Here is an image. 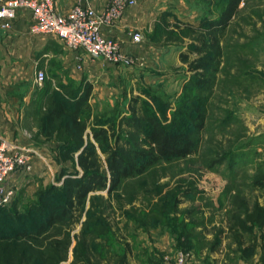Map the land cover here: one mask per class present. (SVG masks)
Wrapping results in <instances>:
<instances>
[{"label":"rangeland","instance_id":"obj_1","mask_svg":"<svg viewBox=\"0 0 264 264\" xmlns=\"http://www.w3.org/2000/svg\"><path fill=\"white\" fill-rule=\"evenodd\" d=\"M154 1V8L163 10L150 38L181 52L177 66L152 73L132 57L125 73L114 74L108 66L94 83L71 71L57 76L52 69L43 70L42 83L35 79L39 70L15 82L16 89L29 92L22 128L41 157L29 171L10 178L13 200L0 211V238L12 243L9 236L24 224L18 221L45 192L54 190L51 196L61 204L65 181L83 173L77 164L81 150L67 158L62 154V143L71 140L64 130L39 135L35 113L46 104L41 88L74 97L90 84L81 112L83 147L94 146L107 186L90 192L82 208L72 211L73 219L65 218L48 233L52 240H69L59 264H73L80 255L78 250L75 254L77 243L88 248L89 264H117L124 250L127 264H170L179 253L187 256V264H264V233L237 226L255 204L264 205V0H241L238 13L219 34L220 56L216 68L207 72L209 87L196 84L190 67L199 58L198 38L218 19L225 0ZM115 66L117 71L120 65ZM202 97L203 128L196 132L193 106ZM152 116L170 133L190 136L194 154L160 161L110 190L106 154L93 139V129L109 128L112 146L121 137L145 147Z\"/></svg>","mask_w":264,"mask_h":264},{"label":"trees","instance_id":"obj_2","mask_svg":"<svg viewBox=\"0 0 264 264\" xmlns=\"http://www.w3.org/2000/svg\"><path fill=\"white\" fill-rule=\"evenodd\" d=\"M240 2L241 0H225L218 19L210 21L206 33L198 38L200 47L195 51L199 58L190 67L197 74V77H193L196 78V84L209 87L210 79L207 77V72L210 73L214 67L216 68L220 56L218 36L238 13ZM157 30L158 27L153 30V34ZM215 50L216 52L213 53ZM44 87L39 93L46 104H39L35 113L39 123V135L48 136L53 131L64 130L71 140L62 141V154L64 158H67L71 153L81 150L77 157V164L83 173L80 178L65 181L62 191L63 203H57L53 199L51 195L54 190L45 192L38 204L27 212V216L21 217L22 221H18L24 224L16 228L14 233H10V240H14L12 243L5 242L9 238H0V264H59L65 258L69 240L66 238L63 241H55L47 238L48 233L57 224H62L65 218H72V211L82 208L90 192L107 186V177L98 170L96 164L94 146L88 144L83 147L82 135L86 130V123L81 112L87 106L91 85L86 84L83 88L76 90L77 94L74 97L63 90L59 91L55 88L50 90ZM196 101L198 104L196 102L197 105L193 106V112L197 115L195 125L197 132L203 128L205 115L203 107L206 98H196ZM147 123L145 147L133 146L132 141L121 137L114 139L115 146H112L109 144V128L93 129V139L100 151L106 154L107 171L111 182L110 190L118 188L123 180L143 175L160 161L182 159L194 154L196 143L190 136L181 132L170 133L169 128L153 116L147 118ZM260 184L264 186V183ZM2 209L5 207L0 208V211ZM237 226L243 231L256 227L264 233V205L255 204L246 218ZM75 248V254L78 250L80 255L74 257L73 264H80L81 261L89 264L88 248L80 243H77ZM126 261L124 250L117 264H127Z\"/></svg>","mask_w":264,"mask_h":264},{"label":"crops","instance_id":"obj_3","mask_svg":"<svg viewBox=\"0 0 264 264\" xmlns=\"http://www.w3.org/2000/svg\"><path fill=\"white\" fill-rule=\"evenodd\" d=\"M6 0H0V4ZM110 0H89L95 11H103ZM160 0H156L157 2ZM76 0H54L60 14H67ZM154 0H138V4L129 8L121 20L113 27L104 30L105 37L117 42L122 52L133 57L137 63H143L147 71L158 73L160 69L177 66L181 52L173 44L151 40L155 24L163 8H154ZM30 12L21 11L8 31L0 30V134L15 140L22 147L38 153L27 132L22 128L24 107L29 92L15 88V82L22 78L33 77L36 70H51L57 76L73 73L74 77H86L96 82L108 66L114 74L125 73V65L116 66L102 60L90 59L81 51H70L54 36L34 35L30 32ZM131 33L141 35L140 43H132ZM78 71H77V70ZM17 94H14V93ZM20 92V93H19ZM21 98V99H20ZM36 161V160H35ZM35 164V162H34Z\"/></svg>","mask_w":264,"mask_h":264},{"label":"built area","instance_id":"obj_4","mask_svg":"<svg viewBox=\"0 0 264 264\" xmlns=\"http://www.w3.org/2000/svg\"><path fill=\"white\" fill-rule=\"evenodd\" d=\"M137 4L138 0H110L103 11L97 12L89 5V0H76L70 11L63 15L56 10L54 0H6L0 4V30L11 29L18 14L27 10L32 34L54 36L66 49L81 51L90 59L127 66L134 63V59L123 53L117 42L106 38L104 30L116 25L124 13ZM130 38L135 44L142 40L139 33H131ZM44 78L42 71L35 74L38 83ZM39 157L36 151L0 134V208L12 203L10 178L29 171ZM170 264H187V256L179 253Z\"/></svg>","mask_w":264,"mask_h":264}]
</instances>
